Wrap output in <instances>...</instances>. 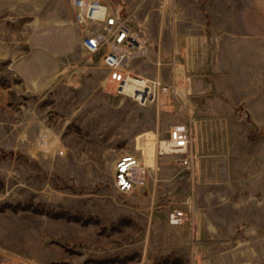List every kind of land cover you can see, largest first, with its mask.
Returning a JSON list of instances; mask_svg holds the SVG:
<instances>
[{
	"label": "rangeland",
	"instance_id": "374dc122",
	"mask_svg": "<svg viewBox=\"0 0 264 264\" xmlns=\"http://www.w3.org/2000/svg\"><path fill=\"white\" fill-rule=\"evenodd\" d=\"M110 3L147 38L130 69L176 84L158 104L113 91L70 0H0V264H264V0ZM182 121L194 174L156 154ZM125 153L152 196L115 189Z\"/></svg>",
	"mask_w": 264,
	"mask_h": 264
},
{
	"label": "built area",
	"instance_id": "2783aa9c",
	"mask_svg": "<svg viewBox=\"0 0 264 264\" xmlns=\"http://www.w3.org/2000/svg\"><path fill=\"white\" fill-rule=\"evenodd\" d=\"M112 0H70L73 20L83 31L81 44L90 53L101 55V62L106 69V81L113 91L127 96L139 105L159 103L163 96H170L176 90V84L163 82L159 76L145 77L130 69L133 60L145 56L147 38L122 17L111 5ZM173 64H176L172 60ZM160 64V61H157ZM183 92H190L187 79L181 85ZM45 136L40 139L45 143ZM193 130L186 122H176L168 130L167 153L176 155L175 163L190 174L196 170V152L192 148ZM161 141L156 142V154L166 153L161 148ZM59 154L63 150L58 151ZM147 177V168L141 159L125 153L117 157L114 163L113 185L121 193H131L141 186ZM186 220L185 212L173 208L168 213V221L180 225ZM195 230V227L193 228ZM17 264H38L31 259H21Z\"/></svg>",
	"mask_w": 264,
	"mask_h": 264
},
{
	"label": "crops",
	"instance_id": "0c3cea01",
	"mask_svg": "<svg viewBox=\"0 0 264 264\" xmlns=\"http://www.w3.org/2000/svg\"><path fill=\"white\" fill-rule=\"evenodd\" d=\"M182 122H184V121H182ZM190 126L192 127L193 135H195V133H197V131L201 129V126L198 125L196 122H194L193 124H190ZM192 148H193V150L197 154V151L200 149V142L195 139L192 142ZM151 163H152L151 158L150 159L149 158H146V160H145V166L147 167V177H146V180H145V182L141 186L137 187L136 190H135L137 192L140 191V190H142V192H144V190H145V191H147V194L149 196H152L153 195V181H152L153 179H152V176H151L152 175V172H151V169L148 168V166L151 165ZM197 163H198V161L196 160V169L198 168Z\"/></svg>",
	"mask_w": 264,
	"mask_h": 264
},
{
	"label": "bare ground",
	"instance_id": "6f19581e",
	"mask_svg": "<svg viewBox=\"0 0 264 264\" xmlns=\"http://www.w3.org/2000/svg\"><path fill=\"white\" fill-rule=\"evenodd\" d=\"M161 148H162L163 150H165L166 153L168 152V150H169V142L167 141V139H163V140L161 141Z\"/></svg>",
	"mask_w": 264,
	"mask_h": 264
}]
</instances>
